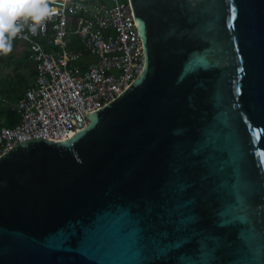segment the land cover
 Masks as SVG:
<instances>
[{"label": "water", "instance_id": "obj_1", "mask_svg": "<svg viewBox=\"0 0 264 264\" xmlns=\"http://www.w3.org/2000/svg\"><path fill=\"white\" fill-rule=\"evenodd\" d=\"M130 2L134 83L0 157V264H264V0Z\"/></svg>", "mask_w": 264, "mask_h": 264}, {"label": "built area", "instance_id": "obj_2", "mask_svg": "<svg viewBox=\"0 0 264 264\" xmlns=\"http://www.w3.org/2000/svg\"><path fill=\"white\" fill-rule=\"evenodd\" d=\"M49 6L53 15L35 33L29 21L15 36L28 43L37 73L11 105L18 120L0 119V157L33 138L70 139L90 124L85 112L117 99L145 68L130 0H50Z\"/></svg>", "mask_w": 264, "mask_h": 264}, {"label": "crops", "instance_id": "obj_3", "mask_svg": "<svg viewBox=\"0 0 264 264\" xmlns=\"http://www.w3.org/2000/svg\"><path fill=\"white\" fill-rule=\"evenodd\" d=\"M71 38L78 42L75 35ZM11 45V52L0 56V111H10L12 114L1 115L0 119L9 118V123L13 124L18 120V116L11 109V105L19 101L25 91L34 84L37 67L34 60L29 58L30 47L27 42L14 37ZM25 50L27 55L24 53Z\"/></svg>", "mask_w": 264, "mask_h": 264}, {"label": "clouds", "instance_id": "obj_4", "mask_svg": "<svg viewBox=\"0 0 264 264\" xmlns=\"http://www.w3.org/2000/svg\"><path fill=\"white\" fill-rule=\"evenodd\" d=\"M49 3L50 0H0V54L11 52L12 39L29 21L35 33L37 26L53 15Z\"/></svg>", "mask_w": 264, "mask_h": 264}, {"label": "rangeland", "instance_id": "obj_5", "mask_svg": "<svg viewBox=\"0 0 264 264\" xmlns=\"http://www.w3.org/2000/svg\"><path fill=\"white\" fill-rule=\"evenodd\" d=\"M120 1H125V0H120ZM28 51H29V50H28ZM24 53H25V55H27V50H25ZM3 55H5V54H0L1 57H2ZM6 55H8V54H6ZM25 55L23 56V58L25 57ZM87 60H89V61H93V60H95V59L92 58V57H88ZM88 64H89V63H85V64H83V65H84L85 67H87Z\"/></svg>", "mask_w": 264, "mask_h": 264}, {"label": "trees", "instance_id": "obj_6", "mask_svg": "<svg viewBox=\"0 0 264 264\" xmlns=\"http://www.w3.org/2000/svg\"><path fill=\"white\" fill-rule=\"evenodd\" d=\"M4 114H12L10 111L4 112V110L0 111V116L4 115ZM14 124V123H13Z\"/></svg>", "mask_w": 264, "mask_h": 264}]
</instances>
